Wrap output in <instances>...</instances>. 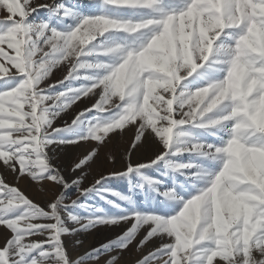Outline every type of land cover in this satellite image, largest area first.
Listing matches in <instances>:
<instances>
[{
	"label": "snow or ice",
	"instance_id": "6c2138e0",
	"mask_svg": "<svg viewBox=\"0 0 264 264\" xmlns=\"http://www.w3.org/2000/svg\"><path fill=\"white\" fill-rule=\"evenodd\" d=\"M90 7L95 11H88ZM42 8L48 12L46 19L34 16ZM261 9L264 0H219V6L217 0H92L90 5L76 0H0V104L5 109L0 110V121L13 122L0 126V153L6 154L0 164L17 181L0 176V227L5 229L0 264H121L134 241L137 250H143L154 240L158 246L136 264H264V198L252 199L260 195L255 179H244L240 188L252 206L247 223L241 216L225 234L217 231L216 213L199 215L187 245L178 242L170 225L193 204H203L217 177L224 179L234 141L249 157L264 151V132L253 128L249 138L239 141L233 132L239 117L220 119L227 114L224 106L238 100L230 92L222 100L217 95L231 79L238 42L253 23L264 20L257 15ZM124 10L133 14H121ZM213 21L219 26L201 30L200 23ZM93 26L96 30L90 31ZM182 28L187 39L176 41L173 61L163 68L141 69L138 90L127 89L115 102H106L112 94L108 81L129 52L137 58L169 33L179 36ZM117 40L132 43L113 53L109 43ZM255 67H264V60ZM60 68H65L62 78L47 83ZM250 79L245 76V85ZM205 90L207 98L198 103L194 98ZM260 92L255 87L248 100ZM213 100L218 103L210 107ZM85 101L70 121L54 126ZM128 128L135 134L118 158L121 169L90 171L112 136ZM147 143L152 151L138 158ZM81 144L87 147L72 160L66 175L55 162V150ZM175 172L184 177L182 183ZM260 175L264 178V172ZM134 176L139 180L130 183V191L138 188L143 202L108 187L112 179L131 182ZM25 177L47 183L48 195L31 198L18 184ZM91 194L116 211L89 204ZM69 221L79 227H70ZM121 225L120 234L75 256L63 239L97 226ZM245 229L251 231L247 242ZM75 244L83 247L80 240Z\"/></svg>",
	"mask_w": 264,
	"mask_h": 264
},
{
	"label": "rangeland",
	"instance_id": "374dc122",
	"mask_svg": "<svg viewBox=\"0 0 264 264\" xmlns=\"http://www.w3.org/2000/svg\"><path fill=\"white\" fill-rule=\"evenodd\" d=\"M34 2L45 3L48 0H34ZM79 4L90 5L92 0H76ZM217 6H219V0H217ZM88 11H95L94 8H89ZM123 15H132L130 11L124 10L122 11ZM34 16L36 18H44L48 17V12L46 9H40L38 13H35ZM191 27V24L188 25ZM201 30L207 32L211 28L219 26L218 21H213L210 24L200 23L199 25ZM185 41L187 39V35L184 34L183 28L179 36L169 33L167 36L163 37L159 41H157L149 51L141 54L137 57L138 66L141 69L146 68H163L167 63L173 61L176 58L177 50H176V41ZM65 72V68L56 69L53 71L52 76L49 78L47 83H55L57 80L61 79ZM128 79V69L123 68L122 72L115 73V75L110 79L111 86L114 90H118L123 88L124 91L127 90L126 81ZM145 84L149 87H155L149 81H146ZM224 94L227 95L230 92V88L228 84L224 86ZM20 108H23V102L18 101ZM84 103H78L74 106V108L68 113L63 114L60 118L57 119L54 126H61L65 121H70L72 116L76 111H79L81 108L85 106ZM0 110H5L3 104H0ZM14 115H20L21 119L23 116L19 112L13 113ZM11 121H0V126H4L5 124H11ZM135 134V130L132 128H128L123 134L117 133L112 136V140L108 143V145L101 149L100 159L96 164L92 166L90 171H95L98 167H102L105 171L111 170L115 168L116 170L121 169V163L118 158L123 157L125 153V149L130 147V141ZM87 145H79V146H69L66 148H57L55 150V162L60 164L65 168V174H68V170L71 167L72 160L84 149ZM153 149V145L151 143H147L141 152L138 153V158H144L147 154H149ZM0 156H6L5 153H0ZM111 156V158H108ZM135 158V157H134ZM186 158V157H185ZM261 172H264V159L260 158L257 154L253 157L248 165L245 167L244 171L241 173L243 176H251L252 179L256 181H260L264 179L261 177ZM152 172L149 171V175ZM175 178L178 183H182L184 181V177L180 175L179 172L174 173ZM0 176L5 177L8 181L16 183L17 181L14 179L13 174L10 170L6 169L2 164H0ZM91 180V176H89V181ZM139 180V177H132L131 182L126 178H117L108 181V187L117 190L118 192L125 193L136 199L138 202H143L144 197L141 194L138 188H132L130 191V183L136 184ZM86 185L88 182H85ZM19 187L22 190L26 191L31 198L36 200H41L48 195L49 185L45 184H36L29 181L26 177L23 179H19L18 181ZM76 195L75 192L70 194V198H74ZM81 199H84L82 197ZM109 199L117 200V203H121L122 205L127 204L125 201H119L115 196H110ZM249 197L247 195H234L227 199H219L215 201L216 207V215L214 218V223L216 225L218 232L227 233L228 227L231 223L239 220L241 216L245 218V222L249 221L251 209L246 208L245 205L248 204ZM88 203H95L96 205L104 208L107 211H116L112 206L106 203L104 200L100 199L99 196L95 194H91L88 199ZM198 204H193L186 212L181 214L178 218H174L170 221L171 228L176 232L178 237V242L187 245L191 241L190 233H192L196 227L198 221ZM78 214L86 215L83 210H78ZM70 227H79L78 225H73L70 221L68 222ZM121 226H97L94 229H90L87 232L80 233L77 237L72 235H65L63 237L64 242L67 246L68 251L72 252L73 255L77 252H83L85 248L98 246L102 242H106L108 239L114 238L116 235L121 233ZM254 228V226H253ZM5 233V229L0 227V239H2L3 234ZM251 235V231L245 229L244 238L247 242V238ZM75 238L83 242V247H80L75 244ZM140 237H138L139 239ZM135 241L133 245L130 246V249L124 253L123 260L121 264H136L137 259L141 258L144 254L147 253L151 248L158 246V241L151 242L146 248L143 250H137L135 247ZM91 264V262H89ZM101 264H104V261L101 260Z\"/></svg>",
	"mask_w": 264,
	"mask_h": 264
},
{
	"label": "clouds",
	"instance_id": "9594fccd",
	"mask_svg": "<svg viewBox=\"0 0 264 264\" xmlns=\"http://www.w3.org/2000/svg\"><path fill=\"white\" fill-rule=\"evenodd\" d=\"M241 15H243L242 6L238 9ZM257 15L264 17V9H261ZM96 27L90 28V31H95ZM132 41H114L109 43V50L113 53L122 52L123 49L130 45ZM240 49L236 56V64L231 70V79L227 80L231 96L238 100L231 106L225 105L227 114L220 117L221 120L228 119L231 116H238L239 120L236 125L233 126V132L239 136V141H245L249 138V132L255 128L261 132H264V67L256 68L255 65L258 60H264V20L259 23H253L248 28V35L242 37ZM128 69V79L125 82L126 87L130 91H136L141 87L139 80L140 68L137 63V58H133L131 52L128 53V59L121 64L116 73L122 72L123 68ZM250 75L251 79L248 80L245 85V76ZM227 79V78H226ZM109 89L112 90V94L109 95V103L115 102V96L123 93L124 89L120 88L114 90L111 86V81H108ZM259 86L261 89L260 95L255 100H248V96L252 93L255 87ZM216 87L219 88L220 84L217 83ZM224 88L217 93L220 100L224 98ZM207 98V90L202 92L199 97H195L198 103H202ZM218 103L217 100H213L210 104L214 106ZM259 155L264 159V151L256 150L251 157L247 153L241 152L239 142L234 141L232 149L231 165L225 174L223 180L217 177V182L214 184L212 190L206 197L203 204H198V213L201 216L207 217L213 213H216L215 201L219 199H227L234 195L243 196L245 194L240 193L241 184L244 179H252L251 176H243L241 173L248 165L249 161ZM175 171V169H174ZM260 195L252 197V199L264 198V179H261L258 183ZM240 193V194H235ZM246 208H252L248 203Z\"/></svg>",
	"mask_w": 264,
	"mask_h": 264
},
{
	"label": "bare ground",
	"instance_id": "6f19581e",
	"mask_svg": "<svg viewBox=\"0 0 264 264\" xmlns=\"http://www.w3.org/2000/svg\"><path fill=\"white\" fill-rule=\"evenodd\" d=\"M72 236H74V237H77L78 235H72ZM75 240H78L77 238H75Z\"/></svg>",
	"mask_w": 264,
	"mask_h": 264
}]
</instances>
